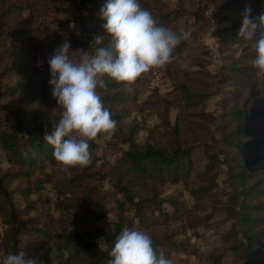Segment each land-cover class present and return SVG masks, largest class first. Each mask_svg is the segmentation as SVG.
Returning a JSON list of instances; mask_svg holds the SVG:
<instances>
[{
    "label": "trees",
    "instance_id": "1",
    "mask_svg": "<svg viewBox=\"0 0 264 264\" xmlns=\"http://www.w3.org/2000/svg\"><path fill=\"white\" fill-rule=\"evenodd\" d=\"M219 1L229 62L214 73L209 48L195 45L208 36L199 9L183 0L174 8L171 0H139L158 24L188 34L165 65L170 90H143L148 77L132 84L105 78L98 93L116 130L111 140L89 141L90 166L69 167L59 179L64 165L43 139L62 111L48 59L65 40L89 55L97 37L107 45L100 18L107 0H0V264L22 250L36 264H107L124 227L147 232L172 264L189 252L204 264H264V73L249 63L254 53L238 35L243 11L264 13V0ZM75 24L82 38H66ZM99 145L115 159L101 163ZM171 187L186 191L188 206ZM110 195L111 223L110 210L95 209ZM188 232L198 240L218 236L220 245L193 249Z\"/></svg>",
    "mask_w": 264,
    "mask_h": 264
},
{
    "label": "clouds",
    "instance_id": "2",
    "mask_svg": "<svg viewBox=\"0 0 264 264\" xmlns=\"http://www.w3.org/2000/svg\"><path fill=\"white\" fill-rule=\"evenodd\" d=\"M242 16L239 38L247 42L254 53L249 63L258 73H264V13L253 17L251 8ZM103 28L110 38L97 37L100 45L94 54L71 51L65 40L48 59L52 96L62 109L60 119L44 141L53 149L54 159L66 167L86 168L91 164L89 141L98 137L111 140L117 122L103 105L98 89H106L105 78L121 84H132L154 68L163 67L186 32H174L160 25L139 0H107L100 9ZM74 53H80L73 59ZM69 251L64 252L67 258ZM2 264H36L26 259L24 251L8 254ZM107 264H172L163 251L157 254L153 240L138 227H124L110 250Z\"/></svg>",
    "mask_w": 264,
    "mask_h": 264
},
{
    "label": "rangeland",
    "instance_id": "3",
    "mask_svg": "<svg viewBox=\"0 0 264 264\" xmlns=\"http://www.w3.org/2000/svg\"><path fill=\"white\" fill-rule=\"evenodd\" d=\"M177 2L178 0H171V4L173 7V3ZM183 4L191 11H196L199 9L201 12V15L205 17L208 21L206 23L205 28H203L204 32L208 33V36L205 39L199 40L195 45L198 46H205L209 48L210 51V61L211 66H209V70L211 72L217 73L222 65L227 64L229 60L225 58V54L223 53L222 48L226 46L227 43H220L219 38L224 36V34H219V30L223 29L225 27H228V22H225V16L224 13L220 9V1L219 0H183ZM175 7V5H174ZM173 7V8H174ZM190 16L183 19L179 25L178 28L183 30L187 23L189 22ZM98 21V19H97ZM96 21V22H97ZM95 22V21H94ZM33 24H35L33 22ZM81 25L75 24L72 26V29L68 33H64L66 38H82V31H81ZM54 30L52 28H47V30ZM73 59L76 60L78 58L73 56ZM39 65H42V61H38ZM142 77H148L150 82L146 85L142 86L143 90H147L149 87L150 89L158 90L160 94H166L170 90V81L165 77V65L163 67L154 68L148 73L144 74ZM145 98V97H144ZM143 98V99H144ZM218 97H216L209 105L208 110L212 111L215 110L217 107ZM157 123L156 120H153L150 122V125L153 126ZM107 149L101 148V145H99L98 150V156L103 159L101 163L107 160H114L115 157L109 155L108 152H106ZM202 153L201 149H198L197 152H195V155H199ZM109 166L106 167V170H108ZM69 173V167L63 166L61 169L57 172L58 178L62 179L63 176L67 175ZM108 189V187H105ZM48 195H50L53 198H56V192L54 191L53 187H49L48 191L46 192ZM170 194H174L177 196V198L182 202L184 201V206H188L190 202V198L186 191L181 187H171L169 190ZM111 195L107 198V200L103 201L102 204L95 205V209L101 210L104 206L106 210H110L108 212V220L111 223L113 220L116 219V216L114 212L112 211V206L114 205L113 199L110 198ZM102 211V210H101ZM55 219H57L58 214L56 210L52 212ZM55 227L57 228L58 225L55 223ZM209 236V234L206 233V238L202 240H198L196 237L193 236L191 232H188L187 236H185V241L189 243V246L193 249H203L207 242L211 244H215L216 246L220 245V240L218 236ZM209 237V238H208ZM212 237V238H211ZM208 239V240H207ZM173 260L175 264H204L202 260H199L198 256L192 254V252L183 255V254H175L173 256Z\"/></svg>",
    "mask_w": 264,
    "mask_h": 264
}]
</instances>
